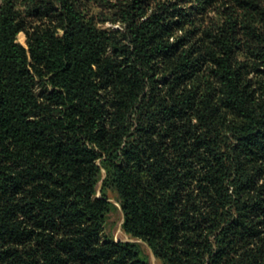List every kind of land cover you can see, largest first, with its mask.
<instances>
[{
	"label": "trees",
	"instance_id": "1",
	"mask_svg": "<svg viewBox=\"0 0 264 264\" xmlns=\"http://www.w3.org/2000/svg\"><path fill=\"white\" fill-rule=\"evenodd\" d=\"M217 1L2 0L0 264H151L110 191L164 264H264V0Z\"/></svg>",
	"mask_w": 264,
	"mask_h": 264
},
{
	"label": "rangeland",
	"instance_id": "2",
	"mask_svg": "<svg viewBox=\"0 0 264 264\" xmlns=\"http://www.w3.org/2000/svg\"><path fill=\"white\" fill-rule=\"evenodd\" d=\"M80 2V5L86 6L89 10L88 12L90 14H93L98 21L99 25H103L104 27H114L118 28L121 26L120 22H114L113 20L109 19V15L112 13L111 10L113 8L112 5H120V3L126 1V0H78ZM156 1V0H155ZM2 0H0V3ZM19 5H24L22 7H25V5H35L38 3H44L47 5H59L60 0H17ZM194 1H189L187 3L192 4ZM188 4V5H190ZM213 5H216L217 7H221V9H224L223 5H231L230 0H218ZM220 10H214L211 9L208 12V17L211 21H221L223 19V14H221ZM209 21V20H208ZM26 33L24 31L20 32L18 35V40L26 44ZM101 187V183L99 184V190ZM109 195L111 196V201L115 204L112 210L107 215L106 220V233L110 234L117 240H125V241H134L140 244L141 249L143 253L148 257L151 264H164V262L156 256L154 253L152 247L149 245L148 242L141 238H137L132 236L131 234H128L123 229V222H124V212L122 210V206L117 199L116 193L113 191L109 192Z\"/></svg>",
	"mask_w": 264,
	"mask_h": 264
}]
</instances>
